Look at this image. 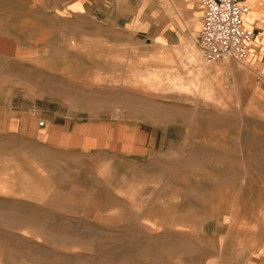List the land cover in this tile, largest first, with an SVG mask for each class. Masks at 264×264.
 <instances>
[{"label":"rangeland","instance_id":"374dc122","mask_svg":"<svg viewBox=\"0 0 264 264\" xmlns=\"http://www.w3.org/2000/svg\"><path fill=\"white\" fill-rule=\"evenodd\" d=\"M58 6L0 0V264H264V55Z\"/></svg>","mask_w":264,"mask_h":264},{"label":"crops","instance_id":"0c3cea01","mask_svg":"<svg viewBox=\"0 0 264 264\" xmlns=\"http://www.w3.org/2000/svg\"><path fill=\"white\" fill-rule=\"evenodd\" d=\"M199 0H56L59 6L58 10L69 11V16L74 19H89L97 23H103L110 28L129 33L132 35H152L158 36L168 45L175 48L193 47L194 43L198 47V36H195L183 21L181 25L176 21L159 32L161 13L160 7L153 15V5L164 4L170 10L176 11L175 5H186L187 12L190 13L195 9ZM243 5L250 8V14L247 17V24L255 29L256 39L251 48L250 58L252 62H262L264 55V0H238ZM170 5V7H168ZM202 6V5H201ZM69 8V9H68ZM200 19L203 22V8L201 7ZM155 12V11H154ZM154 16V17H153ZM170 19L169 16L163 15L164 23ZM156 20V27L152 26ZM201 22V28H202ZM147 25V33L145 26ZM199 27V26H198ZM155 30V31H154ZM201 31V30H200ZM260 31V32H259ZM249 58V59H250Z\"/></svg>","mask_w":264,"mask_h":264},{"label":"built area","instance_id":"2783aa9c","mask_svg":"<svg viewBox=\"0 0 264 264\" xmlns=\"http://www.w3.org/2000/svg\"><path fill=\"white\" fill-rule=\"evenodd\" d=\"M201 5L204 16L198 47L205 62L248 61L256 39L255 29L247 24L250 8L238 0H201Z\"/></svg>","mask_w":264,"mask_h":264}]
</instances>
